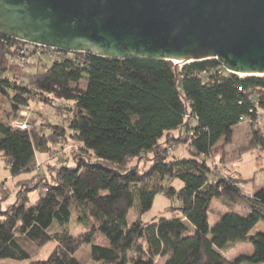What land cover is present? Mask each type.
<instances>
[{"label": "trees", "instance_id": "16d2710c", "mask_svg": "<svg viewBox=\"0 0 264 264\" xmlns=\"http://www.w3.org/2000/svg\"><path fill=\"white\" fill-rule=\"evenodd\" d=\"M27 46L0 33V162L12 177L39 175L37 154L56 156L69 139L79 147L70 157L73 166L64 165L68 160L45 164L55 173L51 183L43 179L33 205H27L29 191L20 190L15 203L0 210V261L80 264L75 255L88 245L99 264H264V233L250 234L264 222V188L247 196L238 181L211 178L205 159L219 141L231 143L243 118L252 124L258 110L264 112V76L240 78L216 60L178 66L46 50L58 59L47 66L38 57L37 71L22 83L6 75ZM56 101L70 105L61 113L55 108L64 115L61 125L10 126L30 104L53 107ZM173 141H182L188 156L170 159ZM250 145L264 149L263 133L252 131ZM147 154L152 158L146 171L128 167ZM175 180L182 183L179 190ZM157 195L177 203L178 214L146 223L141 216ZM215 199L230 209L209 228ZM235 206L247 215L232 211ZM72 210L87 228L78 237L67 230ZM131 210L135 217L128 223ZM53 223L58 230L51 231ZM49 241L55 242L52 253L34 260ZM233 243L251 244L252 254L226 259L222 251Z\"/></svg>", "mask_w": 264, "mask_h": 264}, {"label": "water", "instance_id": "95a60500", "mask_svg": "<svg viewBox=\"0 0 264 264\" xmlns=\"http://www.w3.org/2000/svg\"><path fill=\"white\" fill-rule=\"evenodd\" d=\"M0 33L117 60H216L264 76V0H0Z\"/></svg>", "mask_w": 264, "mask_h": 264}, {"label": "rangeland", "instance_id": "374dc122", "mask_svg": "<svg viewBox=\"0 0 264 264\" xmlns=\"http://www.w3.org/2000/svg\"><path fill=\"white\" fill-rule=\"evenodd\" d=\"M57 59V56H52L45 52V54H42L40 61L41 64L43 63L50 66L52 62ZM12 64L6 76L14 78L22 83H27L31 76L37 71V57L30 59V63L24 65L22 68L17 63L12 62ZM38 69L41 68L38 66ZM242 77L243 76H240V78ZM3 105L4 108H8L6 103ZM69 106V104L60 101L54 102L53 107H50L49 104L34 102L23 111L26 112V115L20 114L21 119L19 120L26 119L37 130H41V128H45V126L47 128V124L53 126L61 125L64 115H57V113L59 111V113L63 112V110ZM57 107H60L58 112H56L57 110L55 109ZM252 131H258L264 135V112L261 110H258V117L254 123L251 124L248 118H243L241 122L233 128L231 143L222 146L223 141H219L213 146L210 156L205 157L207 164L213 169L211 178L229 177L236 180L239 182V189L247 196H252L264 188V149L250 147ZM174 136L177 137L176 132H174ZM64 147L67 148L63 149ZM78 147L79 145L76 141L69 139L68 143L65 142L63 145L56 148V156L37 154L36 164L41 166L39 175H37V171H34L33 173H25L12 177L9 170L0 162V210L5 211L9 205L15 203L17 199L16 195L20 190L29 191L27 192V205H33L41 193V184L45 182L43 179H47V181L51 183V175L55 173L53 168L46 167L45 164L58 165V163H64L68 160L64 165L73 166L74 164L73 161L70 160V157L72 154H76ZM167 153L170 159L188 156L187 146L182 141H173L168 145ZM151 158V154L143 155L141 158H134L129 161L128 167H135L138 169L139 173H142L150 167ZM34 184H37L36 188L29 189L32 188ZM172 186L176 190H179L182 187V183L175 180ZM177 206V203L171 202L162 195H157L151 209L143 214L141 219L146 223L156 222L159 218L170 219L173 216H177L178 213L174 209ZM229 209L230 208L226 207L222 201L213 200L208 212L209 228H212L219 221L220 217ZM232 211L241 216H245L248 213L239 206L233 207ZM134 217V211H129L127 214L128 223H131ZM56 230H58V227L56 223H53L51 231ZM67 230L74 237H78L87 231L85 225L78 220L75 210H72ZM259 232L264 233V222L256 224L250 234L254 235ZM54 248L55 242L49 241L41 249L36 251L34 260H46ZM252 252L253 248L251 244L233 243L229 244L225 251H222V255L228 260H234L240 255H251ZM75 259L80 264H99L92 259L90 246L88 245L82 246L79 249L75 255ZM0 264H27V262L2 260Z\"/></svg>", "mask_w": 264, "mask_h": 264}, {"label": "built area", "instance_id": "2783aa9c", "mask_svg": "<svg viewBox=\"0 0 264 264\" xmlns=\"http://www.w3.org/2000/svg\"><path fill=\"white\" fill-rule=\"evenodd\" d=\"M46 50H52V49L44 48L38 45L28 44L27 47L21 48L17 51V58L13 60L12 62L17 63L22 68L24 65L30 63V59L34 57H37V58L41 57L42 54H45L44 52ZM12 62H11V65H13ZM21 115H26V112H21ZM10 126L16 129H20V130L29 129V125L26 119L25 120H19V119L13 120L10 122Z\"/></svg>", "mask_w": 264, "mask_h": 264}]
</instances>
